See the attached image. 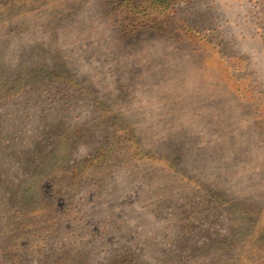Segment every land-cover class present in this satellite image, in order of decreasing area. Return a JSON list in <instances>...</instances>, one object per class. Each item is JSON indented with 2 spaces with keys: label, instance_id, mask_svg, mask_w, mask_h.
<instances>
[{
  "label": "rangeland",
  "instance_id": "rangeland-1",
  "mask_svg": "<svg viewBox=\"0 0 264 264\" xmlns=\"http://www.w3.org/2000/svg\"><path fill=\"white\" fill-rule=\"evenodd\" d=\"M149 1L0 0V264H264V0Z\"/></svg>",
  "mask_w": 264,
  "mask_h": 264
},
{
  "label": "trees",
  "instance_id": "trees-1",
  "mask_svg": "<svg viewBox=\"0 0 264 264\" xmlns=\"http://www.w3.org/2000/svg\"><path fill=\"white\" fill-rule=\"evenodd\" d=\"M126 4L128 5V8H129V1H127ZM157 5H161L159 7H166L165 11H167V9H169V8L171 9L174 7V4L173 3L171 4V0L170 1L169 0H150L147 5H142V6H139L136 8L132 7V9L134 10L135 13H144L145 15L151 16V18H152L153 14L157 10L156 9ZM128 11H129V9H128ZM165 13H166V15L169 14L167 12H165Z\"/></svg>",
  "mask_w": 264,
  "mask_h": 264
}]
</instances>
